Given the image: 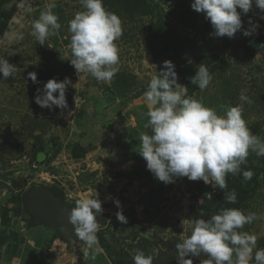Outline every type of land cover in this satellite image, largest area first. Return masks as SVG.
Here are the masks:
<instances>
[{
    "label": "rangeland",
    "instance_id": "1",
    "mask_svg": "<svg viewBox=\"0 0 264 264\" xmlns=\"http://www.w3.org/2000/svg\"><path fill=\"white\" fill-rule=\"evenodd\" d=\"M29 2L33 8L31 13L25 12L16 2L9 26L0 36V57H5L16 66L13 77L5 79L0 73V211L7 217L0 239L4 241L18 235L17 224L25 220V213L13 195L34 185L49 184L41 176L42 172L50 170L47 163L43 161L34 167L32 161L36 137L42 136L44 147L59 151L64 147L67 153L76 145L111 143L119 151L121 162H128L120 172V182H123V176L127 173L129 177L124 178L120 195L110 202L111 207L106 210L111 220L99 224L97 237L105 244L102 246L104 255L95 259L90 255L88 264H134L133 255L137 249L146 256L153 255V264H177L178 251L175 245L191 234L189 223L197 218L207 220L225 208H238L245 214L255 212L261 217L251 224H245L238 231L255 234L258 237L257 249L264 248V156L258 157L250 150L246 163L240 166L241 173H229L226 176L227 188L220 190L202 180L192 181L187 177H178L174 183L165 184L146 168V161L139 154L141 134L151 135L150 129L144 127L149 118L143 93L147 90L150 75L162 68L154 58V51L163 49H166L168 60L171 58L175 65L178 83L185 87L188 65L195 64L197 70L201 64L206 66L213 74V80L203 91L193 85L191 97L202 100L206 107L215 109L221 116L227 106L241 105L242 118L247 127L264 142V47L255 53L248 51L249 54L245 47L246 41L264 32V19L261 18L264 11L254 3L247 14L237 9L241 12L242 29L233 38L216 37L211 35L214 30L205 14L191 8L193 0H140L139 5L132 8L131 14L120 18L123 35L115 41L119 48V70L111 83L106 84L98 82L90 74H77L69 61L72 56L68 22L76 12L84 11L80 0H55L53 12L58 16L61 28L56 35L49 36L44 45H39L30 32L32 21L38 19L48 0ZM158 17H162L172 29L167 46L154 45L153 29ZM250 19L257 28L251 35L245 36L243 31L251 27ZM16 32L23 33L22 40L13 38ZM185 37L192 39L193 43L181 44V39ZM171 43L177 46L172 47L174 45ZM224 43H227L224 55L204 57L221 52ZM214 45H218L215 46L218 48L216 50L213 47V52L203 49ZM196 48L201 53L193 59L192 51ZM8 51L14 54L8 55ZM176 53L180 61L172 59ZM29 72L37 74L38 83L31 81ZM65 77L71 81L66 90L67 109L55 106L52 109L41 108L35 103L41 84L52 78L63 81ZM241 89H246L245 94L250 103L240 101ZM106 95L113 96L115 102L102 109L106 111L104 114L97 116L93 112L96 111L95 104ZM122 111H141L142 121L129 117L127 120V112ZM33 121L42 126L34 128ZM91 122L98 129L100 125L103 126L108 131L106 134L112 138L88 139L87 135H94L95 127ZM255 123L260 125L253 128ZM80 152L85 154L81 149ZM134 159L143 161L137 169L134 166L129 168ZM142 170L144 181L138 184V190L131 192L127 186L136 181V175L133 174L142 173ZM248 170L254 175L251 180L245 181L242 173ZM17 176L23 180L21 187L13 184ZM141 186L144 189L141 190ZM161 186L164 187L161 196L150 195L152 190ZM231 190H235L237 196L234 204L224 199V192ZM117 200L120 208L115 204ZM118 211H122L127 223L117 219ZM2 219L4 221V217ZM183 220L185 222L182 224ZM140 230H145L151 236V241L136 236L135 233ZM169 244H173V247ZM154 249L157 250L155 253ZM191 258L193 264H202L209 259L203 252L199 257ZM250 264H255L254 259Z\"/></svg>",
    "mask_w": 264,
    "mask_h": 264
},
{
    "label": "clouds",
    "instance_id": "2",
    "mask_svg": "<svg viewBox=\"0 0 264 264\" xmlns=\"http://www.w3.org/2000/svg\"><path fill=\"white\" fill-rule=\"evenodd\" d=\"M80 3L84 11L76 12L68 22L70 64L77 74H90L98 82L110 84L119 70V48L115 41L123 35L122 22L115 13L105 9L103 0H80ZM253 3L264 11V0H193L191 8L205 14L214 30L211 35L233 38L242 29L241 12L237 9L247 14ZM18 6L27 13L33 11L29 0H19ZM55 7V0H48L38 19L31 23L30 35L39 45H44L46 39L56 35L61 28L58 16L53 12ZM249 24L251 27L243 31L245 36L257 28L251 19ZM13 38L22 40L23 33L16 32ZM13 54V51H8V55ZM15 71V65L0 57V73L5 79L13 77ZM28 77L33 83H38L35 72H29ZM190 79L203 91L212 82L213 74L201 64ZM70 84L67 77L63 81L49 79L42 90L37 89L35 103L41 108L52 109L55 106L67 109L66 90ZM245 93L246 89H241L239 99L250 103ZM143 99L149 118L145 127L150 129L151 135L141 134L139 154L145 159L146 168L165 184L174 183L178 177H187L192 181L202 180L214 189L225 190L226 176L241 173L240 166L246 163L250 150L258 157L264 156V142L247 127L242 118V106H227L221 116L215 109L206 107L202 100L188 96L187 87L178 83L175 65L170 60L164 61L161 70L150 75ZM253 175L250 170L242 173L245 181L251 180ZM224 199L228 203H236L235 190L224 192ZM115 204L120 208L118 200ZM102 211L97 197L84 196L76 201L68 214L75 235L91 250L93 259L104 252L97 237L100 223L96 219V214ZM116 216L120 222L127 223L122 211H118ZM29 218V215L28 219L25 218L27 224ZM260 218L255 212L245 214L238 208H225L207 220H192L188 225L191 234L175 245L177 264H193L191 257H199L201 252L209 257L202 264H250L253 259L255 264H264V248L257 249L258 237L238 231ZM156 251L154 249L153 253ZM88 255L85 252V256ZM133 261L134 264H153V255L146 256L137 249L134 250Z\"/></svg>",
    "mask_w": 264,
    "mask_h": 264
},
{
    "label": "crops",
    "instance_id": "3",
    "mask_svg": "<svg viewBox=\"0 0 264 264\" xmlns=\"http://www.w3.org/2000/svg\"><path fill=\"white\" fill-rule=\"evenodd\" d=\"M93 112H95L97 116H100L106 111ZM122 112H127V120L128 117L131 120H141V111ZM87 115L90 117L88 112ZM93 124L95 127V123ZM93 130L94 135H87V137H89L88 139H99L102 137L112 138L110 134H106L108 131H105L101 125L100 129L95 127ZM96 143L101 145H97ZM90 145H93V148L86 151L85 154L82 153L80 156L74 155L73 148L70 150L67 149V153L64 147L59 152L54 154L55 156L50 155L48 162H46L50 168L47 172V177L50 181L48 182L49 184L41 185L48 188L55 187L59 189L63 194L65 203L68 204L71 209L75 207L76 201L84 196H89L91 198L97 197L102 204L103 212L107 215L106 210L109 209L112 204L110 202L115 200L120 195L121 185H124L125 183L124 178L128 175V173L123 176V182H120V172L122 171V168L124 169V165L128 164V162H121L119 151L115 150L117 148H114V145L111 143L104 144L95 142V144L91 143L87 146ZM133 163H130L131 165L129 164V168H133L134 166V169H137L143 161L139 162L137 159H134ZM142 171V173L135 172L133 174V176L136 175L134 177L136 181L133 182V185L127 186L131 192L134 189L138 190L140 188L138 184L143 183L144 170ZM128 177L129 176L126 178ZM142 189L144 188L142 187L141 190ZM17 209L21 208L17 207ZM2 218L3 215L0 211V232L3 227H5ZM25 218L28 219V215H26ZM109 220L111 219L109 215H107V223ZM22 222H25V220L22 219L21 222L17 224L18 235L4 240L0 250V264L89 263L90 255H92V253L84 242L69 237L63 239L56 234L58 232L51 226L39 224L41 226L37 225L39 227H36L29 225V223L23 225ZM100 246L102 247L101 244ZM85 252L89 253L87 257L85 256ZM104 252L96 255L95 257L99 258L103 256Z\"/></svg>",
    "mask_w": 264,
    "mask_h": 264
},
{
    "label": "trees",
    "instance_id": "4",
    "mask_svg": "<svg viewBox=\"0 0 264 264\" xmlns=\"http://www.w3.org/2000/svg\"><path fill=\"white\" fill-rule=\"evenodd\" d=\"M8 1H11V0H0V36L6 32L8 26H9V22L12 19L14 12L16 10L17 3L19 2V0H17V3L14 4L12 6V8L6 9L4 5ZM139 3H140V0H135V1L134 0H103V4H104L105 9L109 12L115 13L119 18H122L123 16L127 17V15H129L133 12L132 8L135 9V7L139 5ZM137 9L138 8H136V10ZM171 30L172 29H171L170 25L162 17H158L157 23L153 29L154 45L159 46L161 44H164L167 46L168 39H169L168 37L171 34ZM181 40H182L181 44L193 43L192 39H189L187 37L182 38ZM174 44L175 43H173L172 45H174ZM176 46L177 45H174L172 47H176ZM215 46H218V45L208 46L207 48H203V49L206 50V52H210V51L213 52V50H215V49H213V47L216 48V50L218 48ZM245 47L247 50V54H249L248 51L250 53H255L249 47L248 41H246ZM226 48H227V43H224L223 48L221 47V52H216L212 55H206L204 57L209 58V56L210 57L222 56V55H224ZM165 50L166 49H163L162 51H154L155 60L158 61L162 66H163L164 58H166V61H168L167 53ZM174 58H176V59H178V61H180L179 55L177 53L172 57V59H174ZM170 59L171 58H169V60ZM186 70L187 71L185 73L186 74L185 75V83H186V87H187V95L191 97L192 93H193L192 92L193 91V84L191 83L190 78L195 76V74H196V71H197L196 65L191 63L190 65H188ZM43 85H44V83L41 84V90L43 89ZM114 102H115V98L113 96L111 97L110 95H106L103 98L97 100V102L95 104V109H96V111H102L103 108L111 105V103H114ZM33 123H34V121H33ZM259 125H260V123H255L253 125V128H254V126H256L255 128H257ZM34 126H35L34 128H37V127L40 128L42 125H41V123L39 124L36 122V123H34ZM43 141L44 140H43L42 136L36 137L35 148H34L33 155H32V161H33V164H35V165H38V164L40 165V163H42L43 161H44V163L48 162L50 155H54L57 152H59V150L56 148L52 150V147H47V148L44 147ZM81 147L82 146H80V145L73 146L74 155L80 156L82 154L80 152ZM14 183L16 184V187H19V186L21 187V184H23V180H21L17 176V179L13 180V184ZM49 188L56 195H58L62 201H64L63 194L59 189H57L55 187H49ZM26 192H27V189L22 191V192H18L17 194L13 195V197H16L15 199H17V202L19 203L18 205H20L22 207V211H24L26 215L30 216V213L28 212V210L26 209V206H25V204H26ZM3 217H4V225H6V223H7L6 214H4ZM44 225H47V224H44ZM47 226H49V225H47ZM56 234L63 239L67 238L64 236H60L58 233H56ZM135 234H136V236H140L143 239L151 241V236L147 235L145 230H140ZM3 242L4 241L0 239V250H1V246H2ZM99 242L101 243L102 246L105 245V244H103V242L100 241V239H99ZM115 251L117 252V250H115Z\"/></svg>",
    "mask_w": 264,
    "mask_h": 264
},
{
    "label": "water",
    "instance_id": "5",
    "mask_svg": "<svg viewBox=\"0 0 264 264\" xmlns=\"http://www.w3.org/2000/svg\"><path fill=\"white\" fill-rule=\"evenodd\" d=\"M16 2L17 0H11L4 6L6 9H10ZM263 44L264 32L253 36L248 41L249 47L254 52L260 49L261 45ZM200 53L201 51L196 48L192 53L193 59H195ZM92 148L93 145L85 146L82 148V151L86 152ZM163 193L164 187L161 186L158 189L152 190L150 195L158 197ZM25 206L28 212L31 214L29 218V223L31 226L47 224L53 227L61 236L79 240L75 235L74 227L69 223L68 220V214L71 208L50 188L39 185L30 187L26 192ZM96 219L98 223H104L107 220V215L102 211L101 213L96 214ZM169 246L173 247V244H169Z\"/></svg>",
    "mask_w": 264,
    "mask_h": 264
},
{
    "label": "built area",
    "instance_id": "6",
    "mask_svg": "<svg viewBox=\"0 0 264 264\" xmlns=\"http://www.w3.org/2000/svg\"><path fill=\"white\" fill-rule=\"evenodd\" d=\"M34 167H37L38 165H35L33 164ZM41 176L44 178V179H47L48 181H50V179L47 177V172H42L41 173ZM23 225H26V222H22Z\"/></svg>",
    "mask_w": 264,
    "mask_h": 264
},
{
    "label": "flooded vegetation",
    "instance_id": "7",
    "mask_svg": "<svg viewBox=\"0 0 264 264\" xmlns=\"http://www.w3.org/2000/svg\"><path fill=\"white\" fill-rule=\"evenodd\" d=\"M192 53H193V51H192Z\"/></svg>",
    "mask_w": 264,
    "mask_h": 264
}]
</instances>
